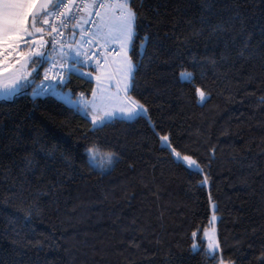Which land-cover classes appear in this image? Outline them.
I'll return each instance as SVG.
<instances>
[{
    "label": "trees",
    "instance_id": "trees-1",
    "mask_svg": "<svg viewBox=\"0 0 264 264\" xmlns=\"http://www.w3.org/2000/svg\"><path fill=\"white\" fill-rule=\"evenodd\" d=\"M134 7L129 95L146 116L93 131L35 85L0 100V264H218L193 250L210 228L223 264H264V0ZM60 86L73 98L96 87L76 72ZM94 146L117 157L104 173Z\"/></svg>",
    "mask_w": 264,
    "mask_h": 264
},
{
    "label": "snow or ice",
    "instance_id": "snow-or-ice-1",
    "mask_svg": "<svg viewBox=\"0 0 264 264\" xmlns=\"http://www.w3.org/2000/svg\"><path fill=\"white\" fill-rule=\"evenodd\" d=\"M119 5V16L116 18L115 22L109 26V30L107 33V41L109 44L116 42L122 48L126 43L131 44L133 41V37L135 36V29L137 25V11L134 7L135 0H116ZM51 3V0H0V57L3 56L4 51L7 47H13L11 42L21 39L20 33L24 32L27 37L32 38L33 33L29 31V28L35 29L36 32H43V27H38V25H43L47 23L48 17L50 15H59L60 8L65 6L66 0H57L55 4L52 5L51 10H48L44 7L45 4ZM91 6L93 8H104L105 4L102 0H90ZM39 7L40 11L37 12L35 9ZM79 9L77 10L78 15ZM77 15H72L69 19H76ZM96 16H99L100 13L97 11L95 13ZM29 17H31V22L29 24ZM94 22V21H86ZM27 25V27H26ZM49 31H55L49 25ZM82 31H86V29H82ZM73 35L79 33H72ZM58 35H61L58 33ZM94 36L101 35L100 30L98 29ZM50 45L53 50H55V46L57 43V36H51ZM85 43H92L91 39L85 40ZM115 50V49H114ZM11 53H9L10 55ZM37 57L44 56L43 53H36ZM63 55L61 59H63ZM36 61H33L35 63ZM5 63L4 59H0V65ZM63 71V69H62ZM66 71L71 73L72 69L69 68ZM135 65L130 64L127 70L126 79L134 78ZM81 75H85L81 73ZM47 79V76L45 77ZM181 80L185 82H192L194 77L191 73H182ZM60 83H66L65 80L61 79ZM130 84H126L124 91L127 92L130 90ZM199 94V103L203 104L210 98V94L197 89ZM15 93V89L8 90L5 95H13ZM36 95L40 94H50L58 97V99L65 103L70 109L75 111H83L86 115L91 116V124L93 131L100 130L104 126H106L111 120L116 118H122L126 120H132L140 115H147V109L139 103V101L133 100L131 97H127L126 102L121 105L118 110H113L111 112H104L102 116L96 117L92 116V112L95 110V105L93 101L85 99L84 95L81 94L79 97L73 98V94L71 92H63L56 91L55 89H41L40 93H34ZM162 141V147L168 148L175 160L179 163L185 164V166L193 171L200 172L199 164L192 159L191 156L182 155L171 145V141L168 135H164L160 137ZM87 156L89 160L90 167L94 170H98L101 173L108 171L112 165L114 164L117 157L115 154L111 152H104L101 150L100 146H94L87 150ZM207 178L205 177L206 182ZM196 234L193 233V236ZM207 235L206 233L204 234ZM194 251H204L206 256L209 259L218 261V264H223V260L221 259L222 251L218 243H208L207 249L197 248L195 245L193 246Z\"/></svg>",
    "mask_w": 264,
    "mask_h": 264
},
{
    "label": "built area",
    "instance_id": "built-area-1",
    "mask_svg": "<svg viewBox=\"0 0 264 264\" xmlns=\"http://www.w3.org/2000/svg\"><path fill=\"white\" fill-rule=\"evenodd\" d=\"M105 4L104 8H93L90 0H66L65 6L61 7L59 15H50L46 23L45 37L50 41L51 36H57V43L55 50L49 45V51L45 58L47 59V79L40 85L41 89H49L55 85H60V80L63 79L67 82L69 73L66 71L68 68L64 64H58L54 61V55L58 52L59 46L63 43L69 46V36L71 33H79L81 37L91 39L92 43L89 44V50L86 54V62L90 66L96 65H109L112 66V61L115 57L119 56L120 49L117 46L107 45L101 39V35L94 36L97 32L100 19L107 9H113L118 6L116 0H102ZM79 9L78 15L77 10ZM99 12L100 15L96 16L95 13ZM77 15L76 19H69L70 16ZM86 21H94L88 22ZM49 25L55 31H49ZM86 29V31H82ZM60 33L61 35H58ZM39 37L31 40H26L22 44L31 43L33 49L37 48ZM18 50V48H15ZM115 49V50H114ZM63 69V71H62ZM45 95V94H43Z\"/></svg>",
    "mask_w": 264,
    "mask_h": 264
},
{
    "label": "rangeland",
    "instance_id": "rangeland-1",
    "mask_svg": "<svg viewBox=\"0 0 264 264\" xmlns=\"http://www.w3.org/2000/svg\"><path fill=\"white\" fill-rule=\"evenodd\" d=\"M82 40H84L85 42V39L83 37ZM131 44L126 43L122 48L118 44L121 54L120 56H117L116 58L113 59V67L116 72V76L121 82L123 90L126 84H131V88H132V79L131 80L126 79L128 66L130 64H134L136 68L135 62L130 57ZM33 50L34 49H32V47L24 49L21 53L18 54L19 56H17L14 60H10L8 63H6V65L3 68H0V100L14 99L19 92L33 86L32 84L34 82L35 76L38 71V68L35 69L34 67H30V60L34 58L36 53H38L36 51L34 52ZM93 68H96V71L93 72L91 70L92 73L89 74L88 78L93 79L95 81V85H96L95 90L97 89V91H96L95 101L93 102V104L95 105V110L92 112L91 115L99 117L102 116L104 112H111L114 109L118 110L121 107V105L126 102L127 99L126 97H130L129 92L131 91V89L130 91L127 92L124 91V93H126L125 95L121 90H113L114 88H111V86L115 83V78L113 76L111 67L109 65H104V66L96 65ZM79 73H84V72L79 71ZM110 78L113 79V81H111ZM109 88L112 90L107 95L105 94L106 91L104 89H109ZM11 89H15V93L13 95L4 94ZM63 89L64 88L62 87L55 88V90L58 92L61 90L64 92ZM37 91H38V85H35L33 88V92L36 93ZM66 92H71V91L66 90ZM87 116H89L91 119L90 115ZM205 233L207 234L205 236L207 245L208 243H213V242L218 243L215 228L214 229L210 228Z\"/></svg>",
    "mask_w": 264,
    "mask_h": 264
},
{
    "label": "crops",
    "instance_id": "crops-1",
    "mask_svg": "<svg viewBox=\"0 0 264 264\" xmlns=\"http://www.w3.org/2000/svg\"><path fill=\"white\" fill-rule=\"evenodd\" d=\"M119 11H120L119 7H117L116 9L106 10L105 13L101 17L100 22H99V26H98V29L101 32V39L107 45L117 46L118 48H119L118 43H114V42L112 44L108 43L107 33L109 30V26L112 25L115 22L116 18L119 16ZM44 25H46V23ZM26 27H27V25H26ZM29 31H30V28H29ZM20 37H21V39H18V40L11 42L13 44V47H7L6 50L4 51L3 56L0 57V59L5 60V63L0 65V68H3L6 65V63H8L10 60H14L17 56H19L18 54L21 53L24 49L30 47L29 45H27L23 49L16 51L15 48H18L19 45L22 42L26 41L27 39H30L29 37H27V35L24 32L20 33ZM38 43H39L38 48L33 50V51L34 52L36 51L38 53H43L44 56L37 57L35 55L34 58H32L30 60V67H34L35 69L38 68L37 74L35 76V79H34V82L32 85H38V88H39L40 84L46 80L45 77H46V70H47V60L45 58V55L49 51L50 43H49V39L47 37H42ZM88 50H89L88 43H85L84 40H82V37L80 35H78V34L73 35L71 33L69 36V46H65L62 43L59 46L58 52L54 55V61L58 64L66 65L68 69L71 68L72 69L71 73L72 72L79 73V71H83L85 74L83 76L88 78L89 74L92 73V71L88 68V66L85 63L86 62L85 55L87 54ZM9 53H11V54L9 55ZM120 54H121V52H120ZM62 55L64 57L63 59H61ZM33 61H36V62L33 63ZM111 70H112V68H111ZM112 73H113V76L115 78V83L114 84L112 83L113 85L111 86V88H114L113 90H121L123 92V94L126 95V93H124V90L122 88L120 80L116 76L115 70H112ZM79 74H81V73H79ZM110 80L113 81V79H111V78H110ZM130 86H131V84H130ZM60 87L61 86H54L52 89L60 88ZM130 89H131V87H130ZM63 90H64V92H66V89H63ZM104 90L106 91L105 94L108 95L112 89L109 88V89H104ZM96 91H97V89L95 90V92L93 93V95L90 98H85V99H88V100H91L94 102L95 98H96Z\"/></svg>",
    "mask_w": 264,
    "mask_h": 264
},
{
    "label": "water",
    "instance_id": "water-1",
    "mask_svg": "<svg viewBox=\"0 0 264 264\" xmlns=\"http://www.w3.org/2000/svg\"><path fill=\"white\" fill-rule=\"evenodd\" d=\"M56 2H57V0H51V3L45 4L44 7L47 8L48 10H51L52 5L55 4ZM35 11L39 12L40 11V8L37 7L35 9ZM30 22H31V17H29V24H30ZM38 27H43L44 31L43 32H36L35 29H31L30 28V31L33 33V36H42V35H44V33H45V26H44V24L42 26L41 25H38Z\"/></svg>",
    "mask_w": 264,
    "mask_h": 264
}]
</instances>
